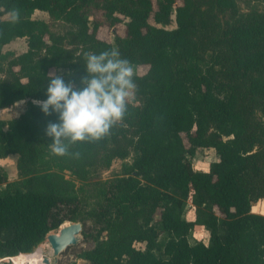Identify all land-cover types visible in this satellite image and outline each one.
Returning <instances> with one entry per match:
<instances>
[{
    "label": "trees",
    "instance_id": "1",
    "mask_svg": "<svg viewBox=\"0 0 264 264\" xmlns=\"http://www.w3.org/2000/svg\"><path fill=\"white\" fill-rule=\"evenodd\" d=\"M246 4L240 17L238 0H0V110L26 105L8 129L0 120V158L19 155L25 184L0 195V259L30 254L68 221L95 244L80 254L87 264H264V215L251 211L264 198V10ZM36 11L67 30L51 31ZM118 25L122 36L98 37ZM17 39L26 50L3 54ZM112 49L147 71L135 73V104L111 136L64 157L83 177L133 156L88 208L70 181L39 170L38 130L56 116L33 101L46 99L50 72L79 87L83 53ZM199 150L217 155L207 170L195 169ZM7 179L0 170V185ZM196 227L207 244L191 240Z\"/></svg>",
    "mask_w": 264,
    "mask_h": 264
},
{
    "label": "clouds",
    "instance_id": "2",
    "mask_svg": "<svg viewBox=\"0 0 264 264\" xmlns=\"http://www.w3.org/2000/svg\"><path fill=\"white\" fill-rule=\"evenodd\" d=\"M10 15L13 23L19 21V10ZM83 59L86 74L80 78L79 87L66 82L63 73L50 72L46 99L33 101L45 116H56L45 128L53 156L79 159V151H70L73 146L95 144L111 136L137 91L134 68L118 50L84 52Z\"/></svg>",
    "mask_w": 264,
    "mask_h": 264
},
{
    "label": "rangeland",
    "instance_id": "3",
    "mask_svg": "<svg viewBox=\"0 0 264 264\" xmlns=\"http://www.w3.org/2000/svg\"><path fill=\"white\" fill-rule=\"evenodd\" d=\"M252 7V9H256L259 11L264 10V0H238L239 6V14L240 17L246 15L249 12L248 5ZM33 18L36 20L44 21L48 28L53 32H64L67 30V25L62 21H52L49 18V15L44 12L36 11L33 15ZM239 19V17L237 18ZM236 19H232L235 21ZM175 23L173 21L170 27H174ZM114 34L123 35L124 34V26L118 25L113 29H109L107 27H103L98 32V37L104 39L106 41H110ZM26 50L25 39H18L10 44L4 46L2 48V53L6 56L10 55H18ZM2 61L0 60V64ZM134 68V67H133ZM147 71V67L142 66L138 68H134V73L144 74ZM129 104H135V100L133 99ZM26 109V105L24 102L17 103L13 108L0 110V120H2L5 124V129H8V125L11 121L15 119H19L20 115ZM46 127H39L38 135L40 136V141L38 143V153L36 157L38 168L41 172H54L68 181H70L74 186L75 194L81 198L83 203L86 204L88 208L94 207L98 202L102 200L101 191L103 185L109 179L122 176L133 163V156L128 159H115L111 162L110 166L104 167L100 163H96L90 167L84 169L83 177H78L73 174V171L70 169L67 161L64 157L53 156L50 153L48 144L51 143V139L45 135ZM19 155H9L6 158H0V170H4L7 173L8 179L7 181L0 185V195L9 193L15 189H25L24 179L20 178L17 174V159ZM217 160V155L214 150H199L194 158L193 164L195 169L198 170H207L209 164ZM192 208L188 207L185 211V216L187 219L191 218ZM69 223L66 221L63 225ZM82 224V222H80ZM90 225V222L88 223ZM59 230L53 231L57 233ZM168 237L164 236L160 239L161 242H165ZM191 240L196 239L199 241H203L204 243H208L209 234L202 227H196L190 236ZM103 239H105V234ZM94 243L90 239H85L81 232V240L75 246H70L66 250H64L58 257V264H87L85 260L80 258V254L86 250L94 247ZM41 246H44L42 251V257H49L52 262L54 261V256L51 251L50 244L45 238L37 247H35L31 253L37 251ZM139 248H143V245L137 244ZM47 247V248H46ZM46 249V250H45ZM50 249V250H49ZM3 259V258H2ZM1 264H10L9 262H2ZM29 264V263H28Z\"/></svg>",
    "mask_w": 264,
    "mask_h": 264
},
{
    "label": "water",
    "instance_id": "4",
    "mask_svg": "<svg viewBox=\"0 0 264 264\" xmlns=\"http://www.w3.org/2000/svg\"><path fill=\"white\" fill-rule=\"evenodd\" d=\"M83 226L80 222H69L62 225L57 233L51 232L46 236L50 244L54 261L49 257L43 259L42 264H58L59 255L70 246H75L81 240ZM24 255V254H19ZM16 256V257H18Z\"/></svg>",
    "mask_w": 264,
    "mask_h": 264
},
{
    "label": "bare ground",
    "instance_id": "5",
    "mask_svg": "<svg viewBox=\"0 0 264 264\" xmlns=\"http://www.w3.org/2000/svg\"><path fill=\"white\" fill-rule=\"evenodd\" d=\"M47 248V247H46ZM44 246H41L37 251L20 255L18 257H9L0 259V264L3 262H9L10 264H42L44 257H42V251ZM46 250V249H45ZM50 250V249H49Z\"/></svg>",
    "mask_w": 264,
    "mask_h": 264
},
{
    "label": "crops",
    "instance_id": "6",
    "mask_svg": "<svg viewBox=\"0 0 264 264\" xmlns=\"http://www.w3.org/2000/svg\"><path fill=\"white\" fill-rule=\"evenodd\" d=\"M251 211L256 214L264 215V198L253 203L251 207Z\"/></svg>",
    "mask_w": 264,
    "mask_h": 264
}]
</instances>
